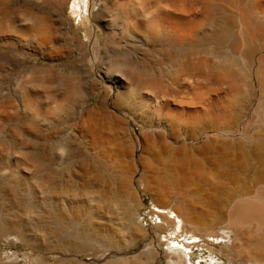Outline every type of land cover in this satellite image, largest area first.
I'll list each match as a JSON object with an SVG mask.
<instances>
[{
  "label": "bare ground",
  "instance_id": "obj_1",
  "mask_svg": "<svg viewBox=\"0 0 264 264\" xmlns=\"http://www.w3.org/2000/svg\"><path fill=\"white\" fill-rule=\"evenodd\" d=\"M6 1L0 264H264V0Z\"/></svg>",
  "mask_w": 264,
  "mask_h": 264
},
{
  "label": "rangeland",
  "instance_id": "obj_2",
  "mask_svg": "<svg viewBox=\"0 0 264 264\" xmlns=\"http://www.w3.org/2000/svg\"><path fill=\"white\" fill-rule=\"evenodd\" d=\"M9 1L5 2V4L3 5V9L12 10V9H17V7H18L17 10H19V11H39V12H43L45 14H52V13H56V12L60 11L65 15L66 18L71 20V22L73 23V27L75 29H79L82 26L81 14L84 13V7L83 6H82L83 8L78 9L77 12H73V10L70 9V5L65 4V5H63V7H61V9H58V11H57V10H55V5H54L55 0H9ZM83 34H86V33H83ZM28 61H29V63H32L34 60L32 61L29 59ZM40 62L42 64H47L43 60H40ZM40 162H42L43 164L34 167L33 171H34V173H36V174L38 173L39 175H41L43 173H44L43 175H45V174L48 175L50 186H52V187L54 186V177L55 176H57V177L59 176L57 179V181H58L57 183L59 184L60 187L65 186V181H68V180L70 183H73V185H76V186L82 185L83 180L81 179V177L80 178L73 177V178H69V179L65 178L64 173L69 170L68 167L66 166V164L69 163L68 160L66 162L65 161L62 162L59 159L53 160V161H51V165H49L50 161H48V160H45V161L42 160ZM56 163L61 164L59 168L56 166ZM53 164H55L54 167H53ZM77 172H79V171L77 170ZM79 173H81V171ZM103 181H104L103 178L97 177L96 183H94V187L96 188V186H97L96 189L101 188L103 186ZM144 199H145V203L147 205V208L145 210H148V208L150 206H152L151 197H150V195L145 193ZM142 246H143V243L140 242L139 246L133 247L132 249L129 250V252H136ZM215 247L217 249H221V247L219 245H215ZM17 249L21 250L22 252H25L24 249H27V247L21 242H16V245H15L14 242L10 241V238L1 239V241H0V254L3 253V255H8V254H11L12 252H15ZM26 252H31V251L27 249ZM210 254H211V252L208 248L206 249L205 247H196L195 253L193 254V257H194L195 262H198V260H201V259L202 260L209 259L208 257H210Z\"/></svg>",
  "mask_w": 264,
  "mask_h": 264
},
{
  "label": "crops",
  "instance_id": "obj_3",
  "mask_svg": "<svg viewBox=\"0 0 264 264\" xmlns=\"http://www.w3.org/2000/svg\"><path fill=\"white\" fill-rule=\"evenodd\" d=\"M56 166H57V165H56ZM58 168H59V167H58ZM58 177H59V176H58ZM58 177L55 176L54 182H56V183L58 182V181H57ZM55 180H56V181H55ZM56 183H54V184H56Z\"/></svg>",
  "mask_w": 264,
  "mask_h": 264
},
{
  "label": "flooded vegetation",
  "instance_id": "obj_4",
  "mask_svg": "<svg viewBox=\"0 0 264 264\" xmlns=\"http://www.w3.org/2000/svg\"><path fill=\"white\" fill-rule=\"evenodd\" d=\"M55 164H53V167H54Z\"/></svg>",
  "mask_w": 264,
  "mask_h": 264
}]
</instances>
